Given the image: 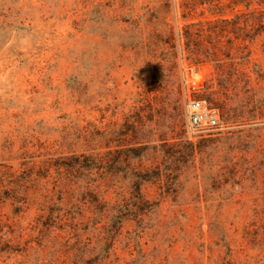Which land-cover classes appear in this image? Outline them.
I'll list each match as a JSON object with an SVG mask.
<instances>
[{
    "label": "rangeland",
    "instance_id": "obj_1",
    "mask_svg": "<svg viewBox=\"0 0 264 264\" xmlns=\"http://www.w3.org/2000/svg\"><path fill=\"white\" fill-rule=\"evenodd\" d=\"M0 264H264V0H0Z\"/></svg>",
    "mask_w": 264,
    "mask_h": 264
},
{
    "label": "trees",
    "instance_id": "obj_2",
    "mask_svg": "<svg viewBox=\"0 0 264 264\" xmlns=\"http://www.w3.org/2000/svg\"><path fill=\"white\" fill-rule=\"evenodd\" d=\"M200 61H196V64H198ZM139 156V154L137 155ZM77 159V157H76ZM102 161V160H101ZM118 163L119 161H113L111 168H115L118 169ZM85 166V165H83ZM90 166V165H87ZM136 176V180L134 181L133 187H134V191H135V198H137V201L135 202V213H137L138 215L140 214H145L148 213L152 210L153 208V204L150 203L147 199L144 198L143 194H142V183L145 180H151V177H149L146 173H142V172H137L135 174ZM125 215L124 214H120L118 216L119 221H121L123 219Z\"/></svg>",
    "mask_w": 264,
    "mask_h": 264
},
{
    "label": "built area",
    "instance_id": "obj_3",
    "mask_svg": "<svg viewBox=\"0 0 264 264\" xmlns=\"http://www.w3.org/2000/svg\"><path fill=\"white\" fill-rule=\"evenodd\" d=\"M198 83L197 80L194 81L196 85ZM193 111L191 113L192 124L195 126H206L209 129H217L221 126V121L219 118L209 116L205 113V103L202 99L196 98L192 102Z\"/></svg>",
    "mask_w": 264,
    "mask_h": 264
}]
</instances>
